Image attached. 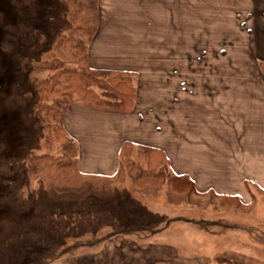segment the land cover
I'll list each match as a JSON object with an SVG mask.
<instances>
[{"label": "rangeland", "instance_id": "obj_1", "mask_svg": "<svg viewBox=\"0 0 264 264\" xmlns=\"http://www.w3.org/2000/svg\"><path fill=\"white\" fill-rule=\"evenodd\" d=\"M99 20L100 0H0V264H125L132 256L145 264L151 244L158 259L186 264H264L259 183L248 182L246 204L215 192L170 202L166 186L83 175L71 137L67 168L30 176L31 152L62 155L58 144L45 145L34 81L52 78L54 60L72 67L88 52Z\"/></svg>", "mask_w": 264, "mask_h": 264}, {"label": "crops", "instance_id": "obj_2", "mask_svg": "<svg viewBox=\"0 0 264 264\" xmlns=\"http://www.w3.org/2000/svg\"><path fill=\"white\" fill-rule=\"evenodd\" d=\"M87 54L93 68L141 75L132 111L68 108L83 175L114 179L130 141L163 149L171 171L199 192L246 204L248 182L264 189V0H100ZM149 246L145 264L188 261L158 259V245Z\"/></svg>", "mask_w": 264, "mask_h": 264}, {"label": "trees", "instance_id": "obj_3", "mask_svg": "<svg viewBox=\"0 0 264 264\" xmlns=\"http://www.w3.org/2000/svg\"><path fill=\"white\" fill-rule=\"evenodd\" d=\"M84 28V26L78 27V29ZM73 59L72 67H66L61 61L54 60L48 65L55 70L52 78L34 81L36 92L39 95L36 114L45 133V145L50 150L58 144L61 146L62 155L54 157L50 153L31 152L28 160L29 174L32 178L52 166L58 165L59 170L68 167V159L73 150L71 138L64 125V118L76 96L85 105L109 111L129 112L135 107L136 72L93 68L89 64L87 52L80 53ZM262 65L264 68V64ZM50 99H52L51 103ZM120 161V170L114 179L128 175L137 184L150 183L154 187L166 186L170 202L181 201L184 197L189 200L193 195L198 197L216 195L211 194L212 192L209 194L199 192L195 183L186 174H173L170 159L159 147L136 145L126 141L120 150ZM91 184L100 189L108 187L86 182V185ZM220 198L228 199L226 196H220Z\"/></svg>", "mask_w": 264, "mask_h": 264}]
</instances>
